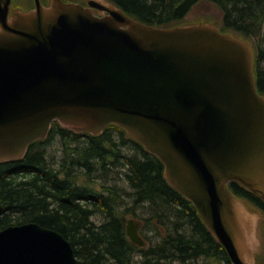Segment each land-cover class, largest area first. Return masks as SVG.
<instances>
[{
  "label": "water",
  "instance_id": "obj_1",
  "mask_svg": "<svg viewBox=\"0 0 264 264\" xmlns=\"http://www.w3.org/2000/svg\"><path fill=\"white\" fill-rule=\"evenodd\" d=\"M33 2L25 11L0 0V162L22 158L53 121L93 136L115 124L162 162L231 264H253V220L228 188L264 202V95L251 44L208 22L146 24L109 0ZM138 228L126 221L143 246ZM0 264L78 260L59 232L26 222L0 229Z\"/></svg>",
  "mask_w": 264,
  "mask_h": 264
},
{
  "label": "trees",
  "instance_id": "obj_2",
  "mask_svg": "<svg viewBox=\"0 0 264 264\" xmlns=\"http://www.w3.org/2000/svg\"><path fill=\"white\" fill-rule=\"evenodd\" d=\"M109 1L143 23L165 27L180 23L200 0ZM208 1L222 11L223 32L253 35L264 23V0ZM263 57L259 50L254 64L257 87L262 94L264 82L258 62ZM123 135L133 150L124 155L120 149L125 146ZM56 139L59 142L61 139L63 145L86 139L83 146L76 145L72 157L79 159L89 173L94 163L106 172L108 164L120 168L123 180L133 191L129 200L138 207L141 202L146 204L152 212H146L142 205L143 212L154 215L145 218L143 224L156 230L153 232H158V227L164 232H158L155 244L147 247L145 238L142 247L132 243L126 235L124 215H116L117 208L113 206L116 203L110 196L81 185L73 170L64 164L53 166L45 159L44 149ZM163 170L155 155L115 124H108L99 135L93 136L74 133L53 121L46 138L30 143L22 158L0 162L3 207L0 229L26 222L55 229L70 242L78 264H195L210 257L221 264H231L225 249L208 231L192 203L167 184ZM110 187L115 188V184ZM228 188L252 202L264 215V202L260 198L234 182H229ZM92 215H101L103 220L96 221ZM147 239L150 240L148 235Z\"/></svg>",
  "mask_w": 264,
  "mask_h": 264
},
{
  "label": "rangeland",
  "instance_id": "obj_3",
  "mask_svg": "<svg viewBox=\"0 0 264 264\" xmlns=\"http://www.w3.org/2000/svg\"><path fill=\"white\" fill-rule=\"evenodd\" d=\"M46 1V0H42ZM101 1V0H100ZM104 2L108 0H103ZM12 6L17 7L21 10H29L33 8L32 0H12ZM182 22V23H181ZM177 24H184V23H194V22H208L221 27L222 22V11L212 2L208 0H200L193 4L188 11V13L183 17L182 21ZM240 35V34H238ZM249 44L254 47L255 55L260 50L264 53V23L260 27L259 31L256 34L242 36ZM247 38V39H246ZM255 38V39H254ZM249 39V40H248ZM253 41V43H252ZM251 42V43H250ZM264 58V57H263ZM258 69L264 73V59L259 60L258 62ZM123 139L125 140V146H121L120 149L124 153H128L132 147L130 146L129 142H126V135H123ZM59 142L57 139L53 140L44 150H45V159L54 165H65V168H71L73 170L74 175H76V180L81 183V185L88 186V188H92L95 191H101L104 196H110V198L114 201L113 206L117 208L116 215H124L125 224L126 220L134 219L139 223L138 232L141 237L146 239L147 247L150 244H155V241L159 239V234L164 233L161 227H158V232L155 229L147 227V223L143 224L144 219L147 217L153 218V213L147 214L143 212L141 209L142 205L145 207V211H151L149 206L146 204L140 203L141 207L133 205L130 199L131 194H133L132 190L129 188L127 183L122 178V173L120 172V168L111 167L109 164L107 165L108 171L102 170L99 165L93 164V168L90 170V173L86 168L83 169V165L81 166L80 160L76 159L73 156V150L76 148V145L83 146L86 142V139H81L79 142L72 143L70 142L69 145L64 144L62 140ZM117 141V140H116ZM61 143V144H60ZM127 151H124V149ZM137 150V149H136ZM133 152V150H131ZM131 157V156H130ZM137 157V156H136ZM138 158V157H137ZM85 161V160H84ZM92 164V162H91ZM55 168V167H54ZM57 170V169H56ZM64 173H59V176H62ZM115 184V188H111ZM104 186V187H103ZM245 205L248 210L249 215L252 217L254 228L250 233L251 238V245L250 249L253 252L254 262L253 264H264V216L261 212L247 202L244 199H240ZM115 208V209H116ZM146 208H148L146 210ZM152 212V211H151ZM115 214V212H114ZM119 216V217H120ZM94 220L102 221L101 215H92ZM154 223V221L152 220ZM147 235L150 237V240L147 239ZM144 236V237H143ZM249 238V239H250ZM144 239V240H145ZM136 258V256H134ZM137 259V258H136ZM205 258L199 260L195 264H221L219 260L215 258ZM184 264V263H179Z\"/></svg>",
  "mask_w": 264,
  "mask_h": 264
},
{
  "label": "flooded vegetation",
  "instance_id": "obj_4",
  "mask_svg": "<svg viewBox=\"0 0 264 264\" xmlns=\"http://www.w3.org/2000/svg\"><path fill=\"white\" fill-rule=\"evenodd\" d=\"M49 1L50 0H46V1H42L41 0V3L43 4V5H48L49 4ZM63 2H73V3H78V4H80V5H82V6H85V7H87V6H90L89 5V2H91V3H96V4H98V3H101V1L100 0H62ZM94 10H97L98 11V9L97 8H94V7H92ZM257 55H258V52H257ZM264 58H260L259 60H263ZM262 70V69H261ZM260 70V73L262 74V80H263V82H264V73L262 72ZM255 72V71H254ZM255 74H257L256 72H255ZM257 81H258V79H257ZM257 90H258V92L260 93V94H262L261 92H260V90L258 89V87H257ZM262 95H264V93L262 94ZM116 138V137H115ZM118 139V138H117ZM123 143V142H122ZM246 200V199H245ZM247 202H249L248 200H246ZM251 205H253L254 207H256L252 202H249ZM263 215V214H262ZM264 216V215H263Z\"/></svg>",
  "mask_w": 264,
  "mask_h": 264
},
{
  "label": "bare ground",
  "instance_id": "obj_5",
  "mask_svg": "<svg viewBox=\"0 0 264 264\" xmlns=\"http://www.w3.org/2000/svg\"><path fill=\"white\" fill-rule=\"evenodd\" d=\"M130 16V15H129ZM247 39V38H246ZM255 39V38H254ZM249 40V39H248ZM251 43V42H250ZM252 43H253V41H252ZM259 81V80H258ZM88 187V186H87ZM136 221V220H135ZM48 228V227H47ZM52 229V228H51ZM53 230H55V229H53ZM55 231H57V230H55ZM57 232H59V231H57ZM60 233V232H59ZM61 234V233H60ZM62 235V234H61ZM64 237V236H63ZM65 238V237H64ZM66 239V238H65Z\"/></svg>",
  "mask_w": 264,
  "mask_h": 264
}]
</instances>
